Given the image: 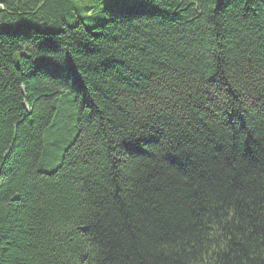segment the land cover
I'll use <instances>...</instances> for the list:
<instances>
[{"label":"trees","instance_id":"obj_1","mask_svg":"<svg viewBox=\"0 0 264 264\" xmlns=\"http://www.w3.org/2000/svg\"><path fill=\"white\" fill-rule=\"evenodd\" d=\"M0 264H264V0H0Z\"/></svg>","mask_w":264,"mask_h":264},{"label":"rangeland","instance_id":"obj_2","mask_svg":"<svg viewBox=\"0 0 264 264\" xmlns=\"http://www.w3.org/2000/svg\"><path fill=\"white\" fill-rule=\"evenodd\" d=\"M121 3H124V1H119V2H116V3L115 2H112L111 4H121ZM108 4L109 3L106 2V1L105 2H102L101 5H100V7L103 6V5H108ZM95 15H96L97 18H99L101 20L98 23H101L104 20L101 14L96 13ZM84 22H85V24H86L87 27H91L92 24H88L86 21H84Z\"/></svg>","mask_w":264,"mask_h":264}]
</instances>
